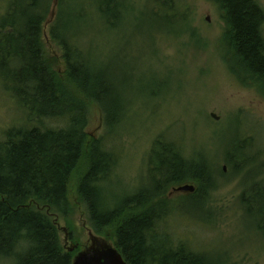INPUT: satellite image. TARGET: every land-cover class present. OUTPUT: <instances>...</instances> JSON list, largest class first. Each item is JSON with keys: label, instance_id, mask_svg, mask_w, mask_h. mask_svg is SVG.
I'll use <instances>...</instances> for the list:
<instances>
[{"label": "trees", "instance_id": "16d2710c", "mask_svg": "<svg viewBox=\"0 0 264 264\" xmlns=\"http://www.w3.org/2000/svg\"><path fill=\"white\" fill-rule=\"evenodd\" d=\"M156 1L168 10L178 9L175 0ZM211 1L222 13L225 62H231L243 84L249 81L264 93L263 9L255 0ZM92 3L101 33L124 26L123 16L119 20V2ZM44 4L45 0H10L0 21V84L25 113L27 124L9 129L0 142V261L72 264V252L61 248L54 222L70 215V183L80 172L76 194L89 224L96 235L113 242L126 264H213L188 242L171 238L162 229L173 212L166 209L173 202L161 198L168 188L196 185L194 194L184 199L192 202L204 198L212 186L211 162L202 155L185 157L179 145L167 144L160 136L149 156L157 157L159 167L153 169L150 164L154 176L146 188L113 207L105 205V185L110 183L117 157L102 138H88L86 104L95 103L109 125H118L127 118L124 80L111 76L108 61H99L90 44L82 42L87 32L69 28L62 32L66 13L83 22L87 0H57L56 23L50 34L62 51L65 82L59 81L41 45L42 15L35 10L46 8L48 3ZM46 122L62 126L50 127ZM223 148L228 160L236 158V147L224 142ZM256 195L264 210V189L257 193L253 187L241 198L243 212L251 211L246 206ZM260 221H264V212ZM261 222L259 229L263 230Z\"/></svg>", "mask_w": 264, "mask_h": 264}, {"label": "rangeland", "instance_id": "374dc122", "mask_svg": "<svg viewBox=\"0 0 264 264\" xmlns=\"http://www.w3.org/2000/svg\"><path fill=\"white\" fill-rule=\"evenodd\" d=\"M9 1L0 0V21ZM56 1L45 0V10L38 6L35 13L42 15L41 45L47 63L64 83L62 51L50 34L56 23ZM116 1L121 6L119 20L122 16L124 20L116 32L99 31L92 0H87L82 23L66 13L62 27V32L67 28L87 32L82 42L90 44L99 61H108L111 76L124 80L127 118L118 125H109L95 103L86 104L88 138H102L117 157L110 183L105 185V205L113 207L146 188L154 176L149 169L159 167L157 157H149L153 142L162 136L167 144L179 145L185 157L202 155L211 162L214 174L204 198L187 202L189 195L173 193L178 186L165 191L161 198L173 202L166 208L173 212L162 227L165 235L188 242L213 264H264L262 201L259 195L252 198L248 213L241 205L248 190L254 187L261 193L264 189V93L249 81L243 84L231 62H225L219 7L211 0H175L178 9L174 10L156 0ZM255 1L264 11V0ZM25 122V113L0 84V142L9 129L27 126ZM46 125L58 128L62 123ZM224 142L236 147L235 159L225 157ZM78 174L69 189L72 211L54 222L61 248L71 249L73 258L89 248L93 239L113 244L90 226L76 194ZM184 184L197 189L192 183Z\"/></svg>", "mask_w": 264, "mask_h": 264}, {"label": "water", "instance_id": "95a60500", "mask_svg": "<svg viewBox=\"0 0 264 264\" xmlns=\"http://www.w3.org/2000/svg\"><path fill=\"white\" fill-rule=\"evenodd\" d=\"M210 117L219 120L215 114L210 113ZM225 170V168H224ZM195 187L190 184H184L173 188V193H183L184 195H192ZM72 250L70 249V252ZM72 264H126L122 255L110 243L92 240L91 246L75 255Z\"/></svg>", "mask_w": 264, "mask_h": 264}]
</instances>
